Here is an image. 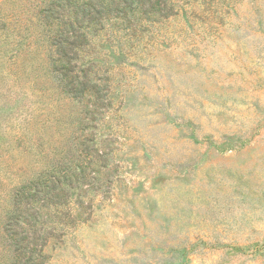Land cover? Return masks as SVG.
Returning a JSON list of instances; mask_svg holds the SVG:
<instances>
[{"label":"rangeland","instance_id":"374dc122","mask_svg":"<svg viewBox=\"0 0 264 264\" xmlns=\"http://www.w3.org/2000/svg\"><path fill=\"white\" fill-rule=\"evenodd\" d=\"M111 1L0 0V264H264V0Z\"/></svg>","mask_w":264,"mask_h":264},{"label":"trees","instance_id":"16d2710c","mask_svg":"<svg viewBox=\"0 0 264 264\" xmlns=\"http://www.w3.org/2000/svg\"><path fill=\"white\" fill-rule=\"evenodd\" d=\"M135 1L137 2V4H135ZM166 0H112L111 4L109 6H107V11L112 13V14H116L119 15L121 14L122 16L128 17L129 13H134L137 10L140 11V13H142L143 15H145L147 18L154 13H159V14H163L162 9L163 7L165 8L167 4H164L165 6H163V2ZM96 2H94V4L91 5V3L88 4V6H85V8L83 9V12L81 14V17H75L74 21L72 18H70L69 20V24L71 27H74V25L76 23H79V26H83V24H85L86 20H89V22H91L92 19L97 18V16L93 13V11H98L95 7ZM104 6V5H103ZM102 7V6H101ZM166 17H168L170 15V13H166L163 14ZM83 33L82 34H78L77 36H74V38L72 39V36L70 35H66V36H62L60 40L56 41V45L60 47L61 50V59H63L65 61L64 65H62L61 68V72L63 70V68L65 67H73L71 65L72 62V58L69 57V49H67L63 44L65 43H70V44H74L72 47L77 48L79 45H76V43H80V41L83 40ZM72 69V68H71ZM85 78H87L88 80V75H85ZM88 84V81H84L83 85ZM70 90L74 93L75 96H81L84 94L86 87L85 86H81L79 88L75 87V84L71 83L70 86ZM105 194L104 196H108L110 194L109 189H105ZM17 199V196H16ZM85 213H78V217H75L73 220L76 222H83L86 221L87 219L90 218L91 213H88L87 217H85L86 215H84ZM15 216V215H14ZM13 215L10 217H7V221L4 224V230L11 234L14 235H18V232L13 233L12 232V228L15 226V224H18V216L14 217ZM23 238V236L20 237H16V241H17V247L15 248V251L18 254H25L27 252H30L31 254L34 252V249L32 250L31 247L29 246H22L21 245V239ZM31 256V255H30Z\"/></svg>","mask_w":264,"mask_h":264}]
</instances>
